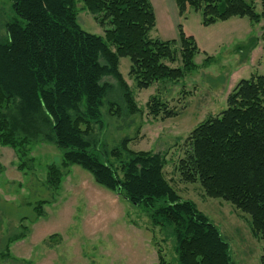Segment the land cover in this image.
Wrapping results in <instances>:
<instances>
[{"label":"trees","instance_id":"1","mask_svg":"<svg viewBox=\"0 0 264 264\" xmlns=\"http://www.w3.org/2000/svg\"><path fill=\"white\" fill-rule=\"evenodd\" d=\"M173 1L180 18L188 9L200 12L203 27L232 18L261 24L260 39H249L237 50L248 53L259 42L264 46V0L259 12L246 0ZM8 2L10 14L0 17V146L23 159L33 144L54 145L62 160L46 167L45 189L59 190L62 168L81 167L96 184L147 212L154 227L171 230L177 264H236L220 228L165 178V154L132 151L129 137L108 147L95 133L104 128V108L109 117L139 113L119 72L120 59L129 60L127 76L139 91L156 83L178 84L198 70L194 58L201 51L195 38L181 25L176 39L150 38L155 27L150 0ZM78 4L103 29L102 36L81 29ZM212 62L206 55L204 66ZM146 107L153 119L179 115L157 95ZM184 147L176 164L180 182L198 183L205 198L227 202L248 217L253 237L263 244L259 264H264V75L238 81L226 109L200 122ZM32 162L21 161L19 170L27 164L32 169ZM49 204L35 202L33 219L42 217ZM25 221L21 218L19 234L7 239L0 261L15 260L8 246L26 237ZM157 253L163 264L161 250Z\"/></svg>","mask_w":264,"mask_h":264},{"label":"rangeland","instance_id":"2","mask_svg":"<svg viewBox=\"0 0 264 264\" xmlns=\"http://www.w3.org/2000/svg\"><path fill=\"white\" fill-rule=\"evenodd\" d=\"M253 1L260 11V0ZM155 27L150 38L163 41L177 38V27L191 34L200 49L194 58L198 70L178 84L156 83L147 90H137L128 78L130 62L120 59L119 72L134 93L139 113L134 116L109 117L103 110V129H95L102 143L116 146L124 137L132 139V151L165 154V178L184 200L192 201L227 237L236 264H259L263 244L253 237L249 218L222 200L205 198L199 184H183L176 164L185 150L188 134L205 119L226 109V99L236 83L252 75H264V46L259 42L250 52H239L237 46L249 39L259 38L261 24L251 25L246 18H232L210 27L201 25V14L187 10L180 18L173 0H150ZM78 4V22L87 33L102 36L103 29L92 15ZM8 0H0V17L10 14ZM2 26V23H0ZM0 35L3 31L0 30ZM206 55L213 62L204 66ZM109 83L115 84L108 78ZM157 95L176 110L177 117L153 119L146 104ZM114 101H120L113 98ZM61 152L52 144L36 143L27 156L18 158L16 152L0 146V251L7 239L19 234L20 219L28 233L24 239L9 244L14 261L0 264H159L161 250L163 264H177L175 240L169 228L154 227L147 212L132 206L117 194L99 186L91 174L79 166L62 168L64 178L57 192L44 187L46 167L61 163ZM33 160L32 169L19 164ZM38 200L44 215L33 219Z\"/></svg>","mask_w":264,"mask_h":264}]
</instances>
